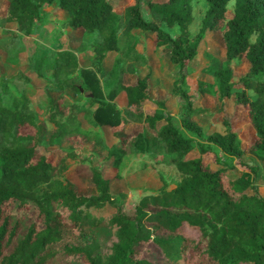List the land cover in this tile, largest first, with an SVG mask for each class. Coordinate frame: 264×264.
Instances as JSON below:
<instances>
[{"label":"trees","instance_id":"1","mask_svg":"<svg viewBox=\"0 0 264 264\" xmlns=\"http://www.w3.org/2000/svg\"><path fill=\"white\" fill-rule=\"evenodd\" d=\"M142 1L0 0V264H264V197L257 190L264 172V0H233L229 18V0H205L194 35L188 29L191 0ZM50 6L65 17L63 29L79 33L76 50H90L87 65L79 66L77 53L68 48L37 56L32 34ZM163 25L176 27V34ZM134 30L147 32L177 69L163 97L153 96L150 72L140 71L146 57L137 50ZM207 31L219 35L223 52L222 65L212 72L215 88L209 84L205 91L212 88L218 99L232 96V105L244 109L250 143L236 130L241 120L222 119L218 132L204 131L192 118L182 69ZM17 42L29 49L23 69L14 57ZM235 59L246 67L238 75ZM38 83L57 94L43 98L46 120L28 98ZM64 93L84 94L87 106L70 103L65 112ZM174 96L182 99L179 125L197 139L174 127L167 104ZM104 129L114 140L110 144ZM72 135L91 142L90 157L111 161L113 179L127 155L146 152L172 164L180 179L168 190L162 182L157 195L142 196L127 216L116 204L119 194L110 191V179L96 166L89 168V194L54 178L63 161L75 157L61 148ZM208 146L221 157L205 159ZM237 166L239 175L229 178ZM106 205L114 211L99 216ZM101 225L115 230L105 255L92 236Z\"/></svg>","mask_w":264,"mask_h":264},{"label":"rangeland","instance_id":"2","mask_svg":"<svg viewBox=\"0 0 264 264\" xmlns=\"http://www.w3.org/2000/svg\"><path fill=\"white\" fill-rule=\"evenodd\" d=\"M145 0L142 2L144 3ZM111 5L116 4L117 0H108ZM127 3L130 0H126ZM233 0H229L226 4V18L232 15ZM53 7H48L50 14L47 16L40 27L32 34V40L36 44L37 56L45 55L49 57L53 54V51L59 50V47L68 48L74 50L77 54L78 65L85 66L88 64L91 52L89 49L84 51L76 50V47L80 43L79 33L70 32L67 29H63L61 26L64 16H57L54 13ZM192 8V22L189 25V32L194 35L200 25V19L206 9L205 0H191ZM144 15H147L145 7H143ZM11 29L13 27H10ZM162 28L167 31L171 36L176 34V27L167 28L165 25ZM1 41V39H0ZM141 42V43H140ZM140 42L137 46V50L145 55L146 66L145 70L151 74L150 84L153 87V96H162L170 90V79L177 76L176 67L169 65L165 60L166 50L157 46L150 35L145 37L141 35ZM29 44H34L32 41ZM209 47L206 51L205 47ZM18 48L16 56L17 67L21 69L26 68L28 62V48L24 47V44L17 42ZM33 45H31V51ZM209 52V53H208ZM222 52L221 40L217 33L207 31L198 45V53L193 59L182 69L183 84L182 87L186 89L187 94L191 97L192 106L195 109L192 118L199 124L203 125V130L207 131L208 128L215 129L218 132H222L221 127L222 119L232 121V124L241 120V123L236 125V130L239 132L240 137L245 143H250L253 139V132L246 122V114L244 109L236 108L232 105L233 97L217 98L214 90L205 91L211 86H215L213 80V70L222 65ZM2 56L5 54L1 52ZM111 58L104 63V69L109 67ZM233 66L236 67V75L244 72L246 67L243 60L235 59ZM126 66H133V63H127ZM137 67H141L138 65ZM19 70V69H18ZM11 71L9 74L14 73ZM199 73V78L196 74ZM233 81V80H232ZM200 85L203 87L200 89ZM206 85V87H204ZM207 88V89H206ZM215 88V87H214ZM45 96H52L54 99L57 94L46 91L39 83L34 85L33 89L29 90L28 98L32 105L38 110L39 115L43 120H46V112L41 113L44 105ZM63 97L66 102H63L62 108L65 112L69 111L68 105L70 103H77L83 107L87 106L86 97L82 95H74L71 93H64ZM182 100L179 96L174 97L167 102L170 108V114L172 116V123L179 132H185L190 137H197L183 129L177 120L178 106ZM116 105L121 107L124 103L123 93L119 94L115 100ZM234 107V108H233ZM210 116H209V115ZM209 116V117H208ZM233 118V119H232ZM47 128H50V124L46 121ZM84 127L89 128V125L82 124ZM135 129L131 128L130 133H133ZM104 139L107 144H110L112 138L110 137L109 130H103ZM61 148L63 151H72L74 158H66L60 168V171L54 177L60 181H69L74 186L75 191L78 194H89L91 187L89 184L90 178V166H96L101 170L103 177L110 179V191L115 195L119 194L116 204L120 207L121 211L131 216L134 213L135 205L138 200L144 195H157L162 182H164L166 190L171 189L180 179V174L175 170L172 164L157 162L159 158H150L148 153L127 155L120 163L117 174L118 179H113V175L116 173L115 169L111 166L110 160H105L91 155V142L79 140L76 136L66 137L62 143ZM208 153L204 155V158L212 161L214 157H221V153L213 147H209ZM93 157V158H92ZM157 160V161H156ZM241 167L237 166L234 170L230 171L229 178H234L239 175ZM260 177L262 181L257 182V190L261 196L264 197V172ZM114 211V208L106 205L98 213L99 216L110 214ZM114 228L101 225L93 230L92 236L98 244V252L100 254H108L111 244L115 241Z\"/></svg>","mask_w":264,"mask_h":264},{"label":"crops","instance_id":"3","mask_svg":"<svg viewBox=\"0 0 264 264\" xmlns=\"http://www.w3.org/2000/svg\"><path fill=\"white\" fill-rule=\"evenodd\" d=\"M188 29H189V27H188ZM134 33H136L138 36H139V42H140V38H141V35H143L144 37L146 36V35H149L147 32H140V31H133ZM141 43V42H140ZM139 44V43H138ZM206 48V51H208V46L207 47H205ZM197 53H198V49H197ZM196 53V54H197ZM209 53V52H208ZM196 56V55H195ZM196 77H198L199 78V73H197L196 74ZM171 87V86H170ZM168 91H170V90H168ZM174 97H176V96H174ZM173 99V98H172ZM124 104V103H123ZM194 120V119H193ZM262 169H264V162L262 163Z\"/></svg>","mask_w":264,"mask_h":264}]
</instances>
